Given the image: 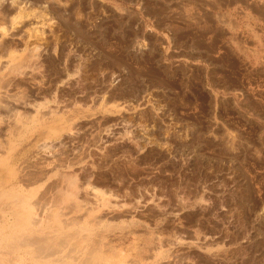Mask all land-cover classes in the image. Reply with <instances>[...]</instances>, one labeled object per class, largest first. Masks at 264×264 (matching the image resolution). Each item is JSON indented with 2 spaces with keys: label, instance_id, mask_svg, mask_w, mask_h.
<instances>
[{
  "label": "rangeland",
  "instance_id": "374dc122",
  "mask_svg": "<svg viewBox=\"0 0 264 264\" xmlns=\"http://www.w3.org/2000/svg\"><path fill=\"white\" fill-rule=\"evenodd\" d=\"M136 6L0 0V264H264V137L178 87Z\"/></svg>",
  "mask_w": 264,
  "mask_h": 264
},
{
  "label": "crops",
  "instance_id": "0c3cea01",
  "mask_svg": "<svg viewBox=\"0 0 264 264\" xmlns=\"http://www.w3.org/2000/svg\"><path fill=\"white\" fill-rule=\"evenodd\" d=\"M121 1L137 4L138 26L154 38L149 49L189 67L180 89L209 97L230 135L264 137V0ZM257 143L246 151L264 154Z\"/></svg>",
  "mask_w": 264,
  "mask_h": 264
},
{
  "label": "bare ground",
  "instance_id": "6f19581e",
  "mask_svg": "<svg viewBox=\"0 0 264 264\" xmlns=\"http://www.w3.org/2000/svg\"><path fill=\"white\" fill-rule=\"evenodd\" d=\"M41 49V48H40ZM34 50V49H33ZM36 50H38V48H36ZM5 63H7V62H5ZM122 104V103H121ZM124 107H122L121 105L119 106V110L121 111L122 109H123ZM119 119V117H117L116 118V120H118ZM118 123V122H117ZM120 124H121V122H120ZM122 124H123V126L122 127H127L128 125L127 124H125V123H123L122 122ZM57 129H58V125H56V126H54V125H52L51 127H50V132H56L57 131ZM106 138L107 139H110L111 138V134L110 133H108L107 134V136H106ZM19 196V195H18ZM18 199V198H17ZM24 241V240H23ZM34 244H35V242H34ZM14 248V247H13ZM49 248V247H48ZM70 251V250H69ZM49 258V257H48Z\"/></svg>",
  "mask_w": 264,
  "mask_h": 264
}]
</instances>
